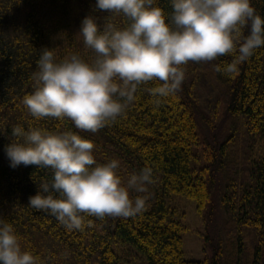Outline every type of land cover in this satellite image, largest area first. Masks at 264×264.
I'll use <instances>...</instances> for the list:
<instances>
[{
    "label": "trees",
    "instance_id": "trees-1",
    "mask_svg": "<svg viewBox=\"0 0 264 264\" xmlns=\"http://www.w3.org/2000/svg\"><path fill=\"white\" fill-rule=\"evenodd\" d=\"M96 3L0 0V219L13 225L22 250L39 257V264H137L139 258L145 264H264V47L235 74L215 70L232 56L190 62L174 96H151L148 89L159 81L138 86L125 114L95 133L68 118L35 119L22 101L34 91L42 49L57 60L75 53L91 63L95 54L79 34L83 19L96 17L101 29L108 22L125 26L122 16L99 11ZM251 4L264 18V0ZM156 6L166 17L172 12L171 0H156ZM15 126L71 131L90 140L96 163L117 160L124 183L151 168L154 183L147 192L130 190L133 200H145L144 210L127 218L85 216L91 226L69 231L49 212L31 207L29 197L42 182L51 183L53 173L10 166L6 146L15 142ZM179 198L195 200L206 218L211 254L204 260L185 256L186 212ZM216 205L226 215L218 242L210 235Z\"/></svg>",
    "mask_w": 264,
    "mask_h": 264
},
{
    "label": "clouds",
    "instance_id": "clouds-1",
    "mask_svg": "<svg viewBox=\"0 0 264 264\" xmlns=\"http://www.w3.org/2000/svg\"><path fill=\"white\" fill-rule=\"evenodd\" d=\"M171 7L166 17L156 0H97L96 9L122 16L125 26L108 22L101 29L96 17L83 19L79 34L95 54L91 63L75 53L57 60L43 48L32 74L34 91L22 101L30 115L68 118L77 129L95 133L125 114L138 86L159 81L148 89L150 95L174 96L190 62L232 56L231 63L215 70L235 74L238 65L264 47V18L251 0H171ZM12 135L15 142L6 146L12 168L35 166L53 173L51 183L42 182L29 197V205L49 212L67 230L91 226L85 216L127 218L144 210L145 200H133L130 190L147 192L154 183L151 168L124 183L119 162L97 164L94 144L76 133L15 126ZM0 264H39V257L22 250L13 225L2 219Z\"/></svg>",
    "mask_w": 264,
    "mask_h": 264
},
{
    "label": "rangeland",
    "instance_id": "rangeland-1",
    "mask_svg": "<svg viewBox=\"0 0 264 264\" xmlns=\"http://www.w3.org/2000/svg\"><path fill=\"white\" fill-rule=\"evenodd\" d=\"M176 202L186 212L184 223L187 226V230L183 234L185 256L189 260H204L211 254L210 250L206 249L204 241V238L209 234L206 229V218L197 212L195 200L179 198ZM216 209L217 212L213 218V231L210 235L218 242L222 237V227L225 225L226 215L220 206L216 205ZM137 264L145 263L139 258Z\"/></svg>",
    "mask_w": 264,
    "mask_h": 264
}]
</instances>
